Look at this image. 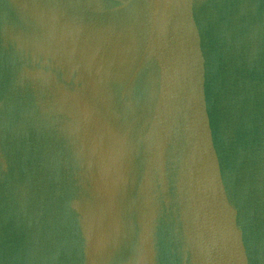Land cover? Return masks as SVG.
Wrapping results in <instances>:
<instances>
[{"label":"water","instance_id":"1","mask_svg":"<svg viewBox=\"0 0 264 264\" xmlns=\"http://www.w3.org/2000/svg\"><path fill=\"white\" fill-rule=\"evenodd\" d=\"M0 264H264V0H0Z\"/></svg>","mask_w":264,"mask_h":264}]
</instances>
